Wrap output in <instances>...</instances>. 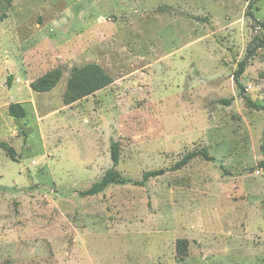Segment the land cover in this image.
<instances>
[{
  "label": "rangeland",
  "instance_id": "374dc122",
  "mask_svg": "<svg viewBox=\"0 0 264 264\" xmlns=\"http://www.w3.org/2000/svg\"><path fill=\"white\" fill-rule=\"evenodd\" d=\"M251 1L0 0V63L60 73L37 98L40 129L11 117L0 141V264H264V110L233 79L247 58L243 91L264 107ZM91 63L112 83L66 104L72 69ZM112 141L123 177L162 173L80 196ZM204 148L211 160L177 168Z\"/></svg>",
  "mask_w": 264,
  "mask_h": 264
},
{
  "label": "trees",
  "instance_id": "16d2710c",
  "mask_svg": "<svg viewBox=\"0 0 264 264\" xmlns=\"http://www.w3.org/2000/svg\"><path fill=\"white\" fill-rule=\"evenodd\" d=\"M8 3L11 0H6ZM252 6V1L249 0L248 7ZM250 16L253 18V14L250 12ZM264 28V23H260ZM259 43L264 44V35L262 39H257ZM247 65V58L238 62V68L233 74V79L236 85L240 89V95L243 97L245 102L258 110L263 109V106L253 104L249 97H247L243 91V87L240 82V76L245 70ZM59 72L54 71L48 73L35 81L31 82V88L37 92H44L52 89L59 79ZM113 79L104 72V70L97 64H84L78 67H74L72 69V73L70 78L67 81V91L64 96V100L66 104L74 102L75 100L84 97L86 95L92 94L95 91L111 84ZM231 98L229 99H221L222 103L225 105L230 104ZM8 112L11 116L15 118H22L25 116V111L18 103H11L8 106ZM7 154L13 158L11 152L7 150ZM110 155L112 165L109 169H107L102 177L91 184V186L85 190L79 191L78 194L80 196H94L102 192L108 185L110 184H126L132 183L134 185H144L149 178L157 176L162 173L161 170H153L146 171L142 174L141 180L131 181L123 177L117 170L116 167L119 161V144L115 141H112L110 144ZM200 155L202 158L206 160H211L208 151L204 149H200L198 151L190 152L184 155V157L177 163V168L183 166L190 160L191 158ZM184 239H180L176 241L177 248H180L184 243Z\"/></svg>",
  "mask_w": 264,
  "mask_h": 264
},
{
  "label": "crops",
  "instance_id": "0c3cea01",
  "mask_svg": "<svg viewBox=\"0 0 264 264\" xmlns=\"http://www.w3.org/2000/svg\"><path fill=\"white\" fill-rule=\"evenodd\" d=\"M34 70L35 69L30 67L29 71H26V69H23L21 63H16L15 61L10 62L6 66L0 63V104L3 103L5 106V108H0V123L6 127L5 134L3 136L0 134V141L13 136L12 125L14 124V120L12 118L21 121L22 125H26V123L29 122L26 118L35 117L31 125H26L25 127L30 131L33 130L36 125H38V129H40L45 118L50 116V114L38 115L37 98L42 96L41 94L45 92H37L31 88V82L34 80L32 78V72ZM11 103H18L25 111V116L22 118L11 116L8 112V106ZM25 128L21 129L23 130ZM42 142V146L45 147V143Z\"/></svg>",
  "mask_w": 264,
  "mask_h": 264
}]
</instances>
